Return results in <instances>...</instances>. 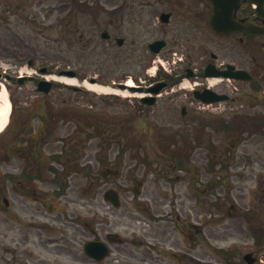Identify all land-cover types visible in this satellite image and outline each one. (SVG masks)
Segmentation results:
<instances>
[{"label": "rangeland", "instance_id": "374dc122", "mask_svg": "<svg viewBox=\"0 0 264 264\" xmlns=\"http://www.w3.org/2000/svg\"><path fill=\"white\" fill-rule=\"evenodd\" d=\"M140 1L137 0V6ZM92 2L109 6L124 2L127 7H133L134 0ZM12 3L18 7L20 2L0 0V63L8 66L9 72L26 69L27 62L32 59L35 63L43 62L60 71L73 69L79 74L78 86H83L84 80L80 77L86 81L91 77L111 76L119 79L122 75H132L133 78L143 76V70L153 59L144 48L149 40L165 37L173 47H178L174 50L170 48L165 54L154 58L155 66L159 60L164 61L169 71L168 62L185 58L179 47L184 45L183 48H189L183 34L173 32L171 26L163 30L154 25V28L144 27L154 9H140V14L135 12L133 15L125 9L124 12L131 19L124 17V22H121L122 17L116 19L118 22L114 27H118V30L115 34L114 28L105 20V10H101L104 5H99L98 20H92L89 15L84 19L63 21L65 14L60 13L61 10L43 11V7L55 5L56 0H43L33 9L28 8L27 12L34 14V19L28 17L25 10L20 13L13 11L16 7H12ZM4 8L12 12L3 13ZM163 10L161 7L158 9ZM140 16L143 21L132 20ZM104 27L127 39L123 49H119L114 41L106 43L100 39L99 33ZM198 38L206 41L204 36ZM206 46L209 51H218L213 45ZM193 51L197 53L195 48ZM206 52L204 50L202 55ZM194 56L199 63V54ZM228 57L237 61L232 56ZM237 63H240L239 60ZM241 64L248 66V70H255V82L259 84H237L236 91L233 86L228 87L230 95L241 96V101L221 103L209 109L192 98L188 100L185 95L175 96L171 90H167L168 93L164 92L161 101L146 114L134 103L137 96L133 93L127 98L121 95L104 98L88 91L90 95L87 96L64 90L66 83L60 82L61 86L54 89L50 102H59V106H62L63 100H67V107H75V111L87 116L69 121L67 115L57 128L53 123L52 133L47 136L50 143L42 150L45 156H50L53 152L70 148L68 143L61 144L60 140H69L70 136L75 135L76 144H81L84 131L93 132L92 138L82 143L79 152L82 157L77 156V160L80 159L78 164H81V168L78 167L82 171L73 173L68 180L64 179L69 187L61 195H56L61 188V180L55 183L48 175V180L36 184L35 198L14 196L15 213L12 218L18 219V223H7L0 217V248L12 244V239L22 236V232L29 236L30 231L42 239L40 243L29 241L25 244L35 257L42 259L37 263H49L47 260L52 256L48 249L40 245L48 248L52 242L60 247L58 245L54 247L57 248L55 251L50 252L61 251L67 255L63 264H71L73 259L78 260L76 264H101L85 257L83 244L98 235L104 239L107 233L117 232L124 242L112 246L113 255L102 264H247L243 257L248 252L254 251V257L264 254V249L259 248L262 246L256 244L253 228L249 221L247 224L244 216V213L250 214L258 221L256 226L264 227V132L250 128L248 118V114L264 116V61H261L260 53L253 50L252 54L243 56ZM256 64L260 65L257 69ZM3 83L8 89L9 99L14 98L18 108L32 105L37 97L34 84H24L19 88ZM186 88L188 92L190 87ZM253 90L258 91L259 98L247 97L244 100L245 95L242 97V94L248 92L252 96L255 93ZM4 106L5 100L0 96V110ZM42 106L34 110L35 116L26 111L25 118L33 128L40 126L37 115ZM182 106L188 108V115L184 118L181 117ZM232 118L238 119L230 122ZM219 121L230 122L231 130H221L225 123L220 124ZM236 131L239 136L235 135ZM177 134H185L195 142L199 138L202 143L193 150V167L188 172L171 171L175 164L171 159L173 154H167V151L181 148V142L174 148L172 146L177 140L173 135ZM210 143L218 146L216 156L209 149ZM4 146L7 147V143ZM121 146L127 148L121 168L114 167L108 174H101L98 158L107 152V160L112 161L120 156ZM228 153L229 171L225 172L221 184L217 186V174L209 172L207 168L211 157L218 161V154L224 157ZM137 154L145 157L148 164L134 159ZM32 157L34 155L30 153L29 158ZM22 162L13 160L10 166L2 165L0 172H17L24 165ZM217 166L215 171H220V166ZM154 168L158 169V173H152L151 169ZM134 179L144 182L138 200L134 199ZM115 187L123 193L122 207L118 210L103 200V193ZM36 198L38 206L31 202ZM216 201L225 204L223 211L214 208ZM35 207L39 211L37 220L41 223L36 224L38 229H30L26 222L30 220V214L35 215L32 212ZM194 226L198 227V232Z\"/></svg>", "mask_w": 264, "mask_h": 264}, {"label": "flooded vegetation", "instance_id": "af4514ba", "mask_svg": "<svg viewBox=\"0 0 264 264\" xmlns=\"http://www.w3.org/2000/svg\"><path fill=\"white\" fill-rule=\"evenodd\" d=\"M144 2L141 6H133L127 7L124 2H119L117 5L118 16L122 17H130L129 14L125 13V9H128L131 14L133 15L140 9H154L150 15V20L156 18L157 14L156 11L161 7L164 9L166 13L169 14V23L165 26H171V30L177 34H186L187 42L190 46L195 45L197 42L196 37L202 34H215L212 31L210 26V20L212 15L216 14L220 19H232L238 25H241L244 28L245 32L241 30L235 29L233 32L229 33H220L218 36H222L226 39L234 38V41L237 40L241 46H244V52L238 55H234L233 53L231 56L239 60V64L237 61H228V62H220L216 64V68L221 71H228V65L235 66L238 70H245L248 72V66L242 65V58L252 54V51L256 48H261L263 55H261V61H264V35L263 34H248V23L256 24L258 27L264 31V0L256 1V0H143ZM256 5L258 7L256 8ZM65 6H72V2L65 4ZM71 11V8L69 9ZM75 12V10H74ZM73 11L70 12L69 18L73 16ZM163 13V12H162ZM160 13V16L161 14ZM109 17V15L107 14ZM116 17V19H117ZM114 20L110 21V25H112ZM118 21V20H117ZM121 22H124V18L121 19ZM152 26V24H150ZM118 30V27L116 28ZM249 45V51H248ZM200 46H197L199 49ZM251 50V51H250ZM229 54V53H228ZM230 55V54H229ZM227 57V55H218L215 57V61L223 60ZM246 60V59H245ZM256 61V59H254ZM246 62H248L246 60ZM257 62V61H256ZM258 67L259 64H256ZM191 74L193 78H195V74L192 72L191 69H186V76ZM234 83L238 82L236 80H232ZM155 81L150 82L149 87L154 84ZM11 153L7 151V155H4L0 158L2 163L8 162L11 159ZM10 177V176H7ZM8 264H12V260L7 262Z\"/></svg>", "mask_w": 264, "mask_h": 264}, {"label": "bare ground", "instance_id": "6f19581e", "mask_svg": "<svg viewBox=\"0 0 264 264\" xmlns=\"http://www.w3.org/2000/svg\"><path fill=\"white\" fill-rule=\"evenodd\" d=\"M65 81H68V83L70 84H76V80L72 79H64ZM129 86H132L133 83L131 80L128 81L127 83ZM86 86H88L91 90L98 92V93H116V94H122V95H130L128 94V92L125 91H120V90H114L111 89L109 87H105L103 85H89V83H85ZM0 96L2 97V99L5 100V106L3 108V110H0V132L6 127L7 123H8V119H9V113H10V102L8 99V93L6 90V87L3 86V89L0 92Z\"/></svg>", "mask_w": 264, "mask_h": 264}, {"label": "water", "instance_id": "95a60500", "mask_svg": "<svg viewBox=\"0 0 264 264\" xmlns=\"http://www.w3.org/2000/svg\"><path fill=\"white\" fill-rule=\"evenodd\" d=\"M156 91H158V90H156ZM225 98H226L225 96H221V97H217V100H222ZM106 199L114 202V204H116L117 206L119 205L118 198L115 195L111 196L110 194H107ZM87 252L92 256L101 258L106 253V249L104 248V246L101 243H98V242L97 243H89V244H87Z\"/></svg>", "mask_w": 264, "mask_h": 264}]
</instances>
